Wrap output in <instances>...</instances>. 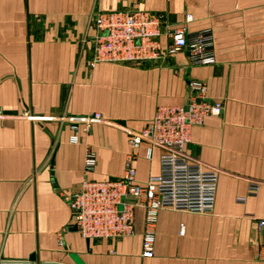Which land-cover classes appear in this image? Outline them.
<instances>
[{"label":"crops","instance_id":"0c3cea01","mask_svg":"<svg viewBox=\"0 0 264 264\" xmlns=\"http://www.w3.org/2000/svg\"><path fill=\"white\" fill-rule=\"evenodd\" d=\"M111 10L163 12L173 28L210 29L216 62L193 64L184 51L163 65L91 67L93 17ZM195 79L224 104L186 146L220 170L214 212L160 209L151 257L143 207L126 237L69 228L67 196L82 180L120 178L133 153L139 183L160 173L162 150L148 158L149 145L134 148L129 131L149 125L159 105L185 104ZM0 110V264H264V0H0ZM92 112L105 121L89 133L81 123L71 143L63 117ZM252 180L262 182L257 195Z\"/></svg>","mask_w":264,"mask_h":264},{"label":"built area","instance_id":"2783aa9c","mask_svg":"<svg viewBox=\"0 0 264 264\" xmlns=\"http://www.w3.org/2000/svg\"><path fill=\"white\" fill-rule=\"evenodd\" d=\"M187 21L193 20L188 14ZM91 56L89 64L101 62L125 64H166L179 52L187 51L193 64H214L213 32L204 29L188 32L186 27L173 28L163 12L148 10H111L94 15ZM188 101L180 105H159L153 120L141 130H130L134 148L146 142L147 157L153 148L162 150L161 170L146 184L137 181L134 165L135 153L129 155L124 174L117 179H84L79 188L67 196L72 210L69 228H75L82 237L117 239L132 235L137 207L145 209L143 255L154 254L155 228L158 212L162 208L213 213L215 209L220 170L190 156L186 146L191 142L195 125L203 124L210 115H219L224 104L210 100L205 82L190 81ZM3 116L0 110V117ZM32 117V116H31ZM63 119L71 123L74 133L71 143L80 141V124L90 132L92 123L104 122L100 112ZM97 163L95 151L88 148L85 166L93 169ZM262 182L252 180L250 194L257 195ZM245 198H243L244 200ZM264 228V219L259 221ZM264 252V251H263ZM261 252L260 257L264 258Z\"/></svg>","mask_w":264,"mask_h":264}]
</instances>
